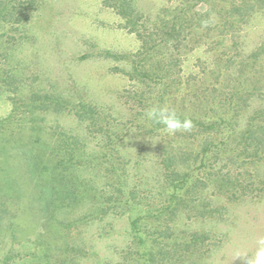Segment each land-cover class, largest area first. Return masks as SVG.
Instances as JSON below:
<instances>
[{"label": "rangeland", "instance_id": "374dc122", "mask_svg": "<svg viewBox=\"0 0 264 264\" xmlns=\"http://www.w3.org/2000/svg\"><path fill=\"white\" fill-rule=\"evenodd\" d=\"M5 1L9 8L19 2L21 8L31 6L30 0ZM132 1L142 16L140 26L145 25L142 33L151 34L168 22L171 27L187 5L192 11L209 7L218 21L237 0ZM35 4L34 10L25 9L31 14L29 21L16 27L0 24V202L10 209L0 231V264H151L144 246L166 226L172 227L178 241L192 231L208 236L189 253L187 260L195 264H244L235 256L251 254L256 237L264 235V193L231 197L234 187L226 186L228 190L209 180L214 170L205 169L197 176L208 184L202 202H211L215 209L211 215L193 217L194 209L180 212L173 222L167 219L169 211L159 220L155 217L169 192L162 183L158 152L172 137L166 131L155 134L153 123L134 100L135 92L142 91L151 102L155 89L136 87L122 71L139 60L122 55L137 52L143 40L125 27V20L105 0ZM199 23H194L198 31L210 25ZM238 28L228 40L213 34L190 50L192 37L172 49L182 58L173 75L189 81L178 93L176 106L191 107L193 88H208V97L222 102L220 112L229 109L231 98L249 106L237 107L242 113L229 148L240 139L238 133L255 110L264 106V6ZM216 42L225 46L210 50L219 45ZM255 52L260 58L251 56ZM146 64L155 67V61ZM7 74L16 77L19 92L2 86ZM53 93L64 97L68 107L47 111L38 107L40 101L32 103L36 94ZM228 96L232 97L225 100ZM94 108L99 114L93 117ZM225 134L209 141L226 140ZM179 139L176 146L190 142ZM232 157L237 164L227 168V159L216 168L229 169L245 185L254 180V189L264 190V160L254 165L249 151ZM51 186L76 193L55 200L47 210L39 192ZM140 239L146 244L140 245Z\"/></svg>", "mask_w": 264, "mask_h": 264}, {"label": "trees", "instance_id": "16d2710c", "mask_svg": "<svg viewBox=\"0 0 264 264\" xmlns=\"http://www.w3.org/2000/svg\"><path fill=\"white\" fill-rule=\"evenodd\" d=\"M175 1L183 2L185 0ZM8 2H11V0H8ZM29 3L31 5L30 8H21V2H19V6L13 4L9 8L5 0H0V24L16 27L18 24L29 21L31 14L25 12V9L29 11L30 9L34 10L36 7L35 0H30ZM209 3H214V0H210ZM105 4L114 8L125 20V27L129 31L136 33L143 40L142 46L137 52L122 55V59H129L130 57L139 58V60L133 61L135 63H133L130 70L123 69L122 71L135 83L136 87L146 86L150 89H155V98H151L152 101L150 102L148 100L150 98L146 97L142 91H136L134 96L135 102L139 103L145 112L152 106L167 105L175 109L181 119L189 118L192 121V128L187 132L188 134H178L179 132H177L171 135L170 141H166V144L159 149L158 164L162 172V183L169 189V192L167 203L163 205L161 210H155L157 212L155 214L156 219H161L162 215L168 211L170 214L167 218L169 222L175 221L179 213L183 211L188 212L195 209L193 217H206L215 211L210 201L206 203L202 202L208 184L206 179L200 180L201 178L197 176V173L205 169L214 170L210 173L209 180L218 182V184L228 190L230 189L227 187H234V190L230 194L231 197H238V193H240V196L259 191L260 194L264 193L263 188L254 189L257 185V182L254 180L250 184L245 185L241 178L232 171L230 172L229 169L224 168L225 170H222L221 166L218 169L216 168V163H221V161L227 159L230 162L227 168H231L233 164H237V160L232 156L240 157L242 153H247L248 151L254 165L263 162L264 106L255 110L253 116L249 118L246 127L238 133L240 139L234 142L232 148H229L228 143L230 139H236V136L234 137L237 129L235 122L242 113L237 107L246 110L249 106L236 104L231 98L234 96L232 95L225 99L229 100L231 98L227 103L229 109L220 112L218 109L222 107L220 104L222 102L218 103L216 100L210 99L207 95L208 88H193L194 101L190 103L191 107L189 104L184 103L183 105L177 104L176 106L178 93L189 81H184L173 75L176 67L182 66V58L172 51L173 48L183 41H191L192 37L194 42H192L193 47H190V50H194L201 44L206 43L207 40L212 39L213 34H215V37L228 40V36L232 32L234 33L237 29H240L238 28L239 25L247 23V20L257 7L264 6V0L233 1L229 4L224 16L219 17L218 21L213 18V10H210L209 7L205 11L201 9L198 11L194 9L192 11V8L187 5L178 11L171 27H169L168 22L161 29L155 28V33L151 34H147V32L142 33V27L145 25L142 24L140 26L142 16L135 10L132 0H105ZM201 21L210 23V25L205 30L198 31L197 24L194 25V23ZM234 42L235 40L232 44ZM216 43L219 45L210 50H216L219 46H225L224 44H220L225 42ZM258 53L255 52L253 53L255 55L252 54L251 56H254L253 58L255 59L260 58ZM148 60L155 61V67H147L146 62L148 63ZM230 62H232V59H230ZM216 63L215 65L218 68L220 63ZM231 64L230 67L233 68L236 64L235 60L232 66ZM2 86L7 87L8 91L10 87H13L14 92L20 91L16 77L11 74L6 75ZM37 101H40L37 104L38 107L47 111L54 108V106L59 108L68 107V104H66L68 102L65 98L54 93L42 96L36 94L32 99V103ZM90 111L91 116L99 114L96 108ZM79 116L82 117L80 114ZM92 121H94L93 118ZM224 126L226 130H223ZM151 129L155 130V134L160 131H166L163 125L156 123H153ZM224 131H226L224 136V138H227L226 140L216 143L209 141V139H215L216 135L222 134ZM178 139L189 140L190 142L185 146L178 144L176 146L174 143ZM195 140H197V143ZM195 145L197 146L196 149H194ZM62 171L64 170L62 169ZM75 193V190L68 192H64L63 190L58 191L55 186H51L49 190L40 191L39 196L47 204L46 209L50 210L55 200L64 201L68 196L74 197ZM76 196L78 199V195ZM70 206L62 205L61 207ZM9 213L10 209L7 207V203L0 202V231L3 229L4 220L7 219L6 217ZM177 238L175 232H172V227L166 226L160 233L155 232V238L151 245L146 247V242L141 239L140 245L144 244V248L149 250L151 264H185L191 260H187L190 254H193V251L199 245L205 244L208 240L206 234L195 231L190 232L184 241H178ZM180 250H182L183 255ZM195 263V261L191 260L190 264Z\"/></svg>", "mask_w": 264, "mask_h": 264}, {"label": "clouds", "instance_id": "9594fccd", "mask_svg": "<svg viewBox=\"0 0 264 264\" xmlns=\"http://www.w3.org/2000/svg\"><path fill=\"white\" fill-rule=\"evenodd\" d=\"M146 118L156 124L163 125L169 135L177 132H188L192 128V121L178 115L170 106H154L145 112ZM235 258H240L244 264H264V235H258L255 240V250L238 253Z\"/></svg>", "mask_w": 264, "mask_h": 264}]
</instances>
